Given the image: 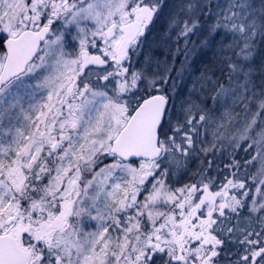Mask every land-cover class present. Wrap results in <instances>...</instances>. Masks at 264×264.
Here are the masks:
<instances>
[{"label": "snow or ice", "instance_id": "6c2138e0", "mask_svg": "<svg viewBox=\"0 0 264 264\" xmlns=\"http://www.w3.org/2000/svg\"><path fill=\"white\" fill-rule=\"evenodd\" d=\"M0 264H264V0H0Z\"/></svg>", "mask_w": 264, "mask_h": 264}, {"label": "rangeland", "instance_id": "374dc122", "mask_svg": "<svg viewBox=\"0 0 264 264\" xmlns=\"http://www.w3.org/2000/svg\"><path fill=\"white\" fill-rule=\"evenodd\" d=\"M168 2L169 3H171L172 2V0H168ZM163 31V29L162 28H158V29H154V32H153V34L154 35H157V38H159V36H158V33L159 32H162ZM218 39V38H217ZM192 40L193 41H196L197 40V37H195V36H193L192 37ZM198 42V41H197ZM164 52H165V50H164V46L161 44L160 46H157V47H154V49H153V55H154V57H156V58H159V59H164ZM200 52H198L194 57H193V63H192V71H193V73L194 74H196V75H198L199 73L198 72H196V68H195V64H194V62L195 61H197L198 60V58L201 60V54H199ZM199 54V55H198ZM163 55V56H162ZM162 56V57H161ZM140 60H142L143 59V56H142V58L140 57L139 58ZM178 61V60H177ZM177 61H176V64H177ZM169 64H171L172 63V61H171V57H169ZM203 64H205L204 62H203ZM203 64H202V66H203ZM179 65H180V60H179V62H178V66H177V68L179 67ZM173 76H175V73H173ZM185 76H186V79H185V81H184V83H183V85H181L180 87H181V91H186V87H187V85H188V82H189V77H187V73L185 74ZM192 165H193V167L196 165V162H193L192 163ZM196 168V167H195ZM194 168V169H195Z\"/></svg>", "mask_w": 264, "mask_h": 264}, {"label": "trees", "instance_id": "16d2710c", "mask_svg": "<svg viewBox=\"0 0 264 264\" xmlns=\"http://www.w3.org/2000/svg\"><path fill=\"white\" fill-rule=\"evenodd\" d=\"M199 54H201V60L198 58V60L194 62L195 68H196V72H198V70L202 67L203 62L207 63L210 60L211 56H212L211 50L201 51ZM141 58H142V56H141ZM168 61H169V57H168ZM178 62H179V59L177 61L176 67L178 66ZM195 167H196V165L193 167V165L191 164V169H194Z\"/></svg>", "mask_w": 264, "mask_h": 264}]
</instances>
